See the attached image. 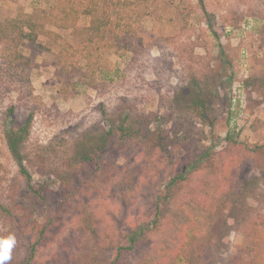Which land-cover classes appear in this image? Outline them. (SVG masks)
<instances>
[{
	"label": "rangeland",
	"instance_id": "1",
	"mask_svg": "<svg viewBox=\"0 0 264 264\" xmlns=\"http://www.w3.org/2000/svg\"><path fill=\"white\" fill-rule=\"evenodd\" d=\"M56 3L0 0V22L34 12L41 17ZM147 12L131 34V49L103 50L92 87L82 79L86 68L71 29L47 23L52 36L40 34L19 48L23 66L0 45V233L9 225L3 208L16 204L41 224L54 220L38 263L109 264L121 234L152 216L154 197L175 170L204 154L201 169L188 176L167 211L197 194L209 201L214 218L195 222V230L185 227L182 238L170 235L169 241L183 245L201 230L212 236L203 264H264V0H158ZM89 21L80 16L77 26ZM67 44L76 51L75 63L62 76L59 54ZM192 99L204 102L212 126L196 117ZM29 114L21 154L42 201L19 174L5 136L11 121L24 123ZM126 116L138 126L149 121L151 134L144 129L141 136L151 142L143 146L135 139L130 149L106 156L109 180L97 168L100 178L62 202L61 178L72 174L74 157L92 152ZM209 165L217 184L207 189L198 180ZM128 172L132 193L117 177ZM161 234L122 264H139Z\"/></svg>",
	"mask_w": 264,
	"mask_h": 264
},
{
	"label": "trees",
	"instance_id": "2",
	"mask_svg": "<svg viewBox=\"0 0 264 264\" xmlns=\"http://www.w3.org/2000/svg\"><path fill=\"white\" fill-rule=\"evenodd\" d=\"M157 1L57 0V3L49 11H41V17L34 12L21 14L14 19L0 22V45L3 46L4 50L7 49V52L9 50L8 57L11 62L23 66L25 57L19 48L24 42L35 43L40 34L52 36V33L45 30L47 23L59 29H71L72 38L75 42L79 41L77 43L80 46L79 53L86 68L84 72H80L82 79L88 86L92 87L94 86L96 69L103 57V50L119 45L123 47L122 49H131L129 43H131V34L134 33L136 24H139L146 15H150L147 11L151 3ZM80 16H86L90 19L88 26H77V20ZM56 38L61 39L58 36ZM121 40L122 43H120ZM75 55L76 51L73 45L67 44L61 50L59 72L62 76L67 73L68 66L73 63L72 60ZM191 106L196 117L203 123L210 126L214 124V120L209 119L211 114L203 101L192 99ZM12 113L13 109L10 108L9 115ZM126 117L119 126L110 128L104 136L100 137V144L92 149V152L79 151L74 157L72 174L67 179L61 178L60 199L62 202L70 203L82 194V187L86 185L87 181L100 178L97 168H103L107 172L106 176L103 175L104 181L109 180L108 165L104 161L106 156L116 151L121 152V149H130L134 145L135 139H137L138 145L143 146L147 142H151V137L142 139L141 136L144 129L147 130L148 134H151L148 130L149 121H146L147 125L140 123L138 126V122L134 123L130 117ZM31 121V114L28 115L24 123L19 124L11 121L5 136L7 147L16 161L19 174L27 184L31 194L42 201L40 192L32 185L31 176L23 164L21 154V145L29 133ZM160 135L161 132L158 134L159 143H161ZM204 157L202 154L187 160L175 170L174 174L163 184L160 192L155 195L152 216L141 222L133 223L121 234L118 244L114 248V259L109 264H122L124 258L135 254L140 246L149 244L154 236L160 232L162 234L155 242L154 247L146 249L139 264H178L180 260L183 264H203L212 246L210 233H202L201 230H197L191 235L190 242L183 245L181 244L182 241H179L180 239H174L170 242L169 236L177 235L182 238L185 227L190 231L196 229L195 222L210 223L214 218L215 210L211 209L208 200H203V196L197 194H192L190 199L181 206H177L173 211H167V203L177 200L182 188L190 181L188 176L201 169L200 163ZM213 170L209 165L206 173H200L202 174L198 180L200 187L208 189L210 183L217 184L211 177ZM117 177L124 192L132 193L135 188L133 174L128 172L120 176L118 173ZM2 211L3 216L7 217L9 225L6 228L3 224L4 230L0 233V240L12 237L15 241L11 248L10 259L5 264H40L37 261L38 254L50 236L54 220L48 219L44 224H41L32 217L29 211L24 210L23 213H20L16 204L15 208H3ZM179 255H182L181 259H177Z\"/></svg>",
	"mask_w": 264,
	"mask_h": 264
},
{
	"label": "clouds",
	"instance_id": "3",
	"mask_svg": "<svg viewBox=\"0 0 264 264\" xmlns=\"http://www.w3.org/2000/svg\"><path fill=\"white\" fill-rule=\"evenodd\" d=\"M14 242L12 237L0 240V248H2V251H0V264H5L10 259V252Z\"/></svg>",
	"mask_w": 264,
	"mask_h": 264
}]
</instances>
